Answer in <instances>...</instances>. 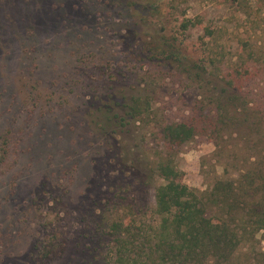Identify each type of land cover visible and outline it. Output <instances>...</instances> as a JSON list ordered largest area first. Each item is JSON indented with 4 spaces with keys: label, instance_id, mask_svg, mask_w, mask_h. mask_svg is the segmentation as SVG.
Wrapping results in <instances>:
<instances>
[{
    "label": "rangeland",
    "instance_id": "obj_1",
    "mask_svg": "<svg viewBox=\"0 0 264 264\" xmlns=\"http://www.w3.org/2000/svg\"><path fill=\"white\" fill-rule=\"evenodd\" d=\"M251 6L0 0V264H110V225L139 243L158 224L160 163L205 191L264 161V4ZM132 99L138 120L114 126ZM181 123L193 136L176 145L164 131Z\"/></svg>",
    "mask_w": 264,
    "mask_h": 264
},
{
    "label": "trees",
    "instance_id": "obj_2",
    "mask_svg": "<svg viewBox=\"0 0 264 264\" xmlns=\"http://www.w3.org/2000/svg\"><path fill=\"white\" fill-rule=\"evenodd\" d=\"M264 4V0H256ZM252 0H241V8L252 11ZM248 12V14L250 13ZM199 24V23H197ZM205 32L211 34L209 29ZM241 89V126L252 125L254 108ZM231 104L237 101L227 97ZM137 102V103H136ZM142 105L132 99L123 115L114 113L109 120L121 126L126 119L135 122ZM225 116V117H224ZM210 121L213 132L228 126L221 109ZM237 121V120H235ZM125 125V124H123ZM165 137L180 145L193 136V127L181 123L165 128ZM261 162H264L260 160ZM256 162L238 173V179H219L210 189L196 191L177 181L178 173L168 163H160L157 173L163 183L155 188V213L158 224L143 241L139 232L124 222L109 226L112 239L110 264H232L239 248H246L243 264H264V166ZM44 255L39 256L40 264Z\"/></svg>",
    "mask_w": 264,
    "mask_h": 264
}]
</instances>
